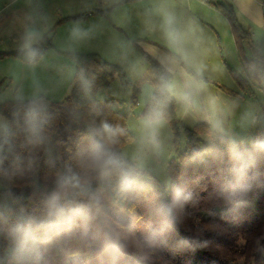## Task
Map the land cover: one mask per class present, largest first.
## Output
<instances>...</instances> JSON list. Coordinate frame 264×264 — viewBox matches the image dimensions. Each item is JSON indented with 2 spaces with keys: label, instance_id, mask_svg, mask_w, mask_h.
<instances>
[{
  "label": "clouds",
  "instance_id": "obj_1",
  "mask_svg": "<svg viewBox=\"0 0 264 264\" xmlns=\"http://www.w3.org/2000/svg\"><path fill=\"white\" fill-rule=\"evenodd\" d=\"M161 18V33L169 55L162 60V71L155 85L145 90L146 111L140 118L141 138L132 153L119 147L122 128L102 121L88 129L87 143L81 146L74 163L57 170L50 189L41 197L39 209L29 211L12 203L0 207V264H122L129 250L135 203L153 192L150 157L163 149L161 130L168 123L167 106L175 101L185 115L201 110L200 96L207 88L206 66L189 48L188 31L182 28L169 0H155ZM253 0H238L242 15L251 10ZM256 22L264 16L256 14ZM88 36L79 25L69 33L72 42ZM42 35L28 27L19 51L29 66L42 58ZM22 116L0 118V179L11 181L23 174L19 163L6 167L4 161L14 154V139L22 134L29 144H42L51 121L44 96L36 92L30 98H16ZM210 144L204 154H224L228 158L227 187L231 197L243 199L251 187L256 158L264 154V140L242 147L225 131L217 115L219 100L209 96ZM19 158L17 157V161ZM191 199V193L177 187L171 200H157L154 215L159 225H149L144 246L159 242L163 232L175 221L177 211Z\"/></svg>",
  "mask_w": 264,
  "mask_h": 264
},
{
  "label": "trees",
  "instance_id": "obj_2",
  "mask_svg": "<svg viewBox=\"0 0 264 264\" xmlns=\"http://www.w3.org/2000/svg\"><path fill=\"white\" fill-rule=\"evenodd\" d=\"M217 8L227 19L237 50L239 48L245 77L226 66L228 72L240 87L247 85L249 80L264 81V53L252 48L251 57L242 55L240 44H250V32L239 24L231 5L218 3ZM88 15L89 12H83L63 19H81ZM39 48L42 56L53 48L51 35H43ZM137 49L147 64L144 80L155 85L162 65L138 46ZM66 55L75 68L70 91L59 101L43 95L51 114L44 143L29 144L22 134L15 137L14 154L9 155L4 164L12 167L19 163L23 174L11 181L0 179V207L11 204L12 197L17 201L13 207L23 206L29 211H37L42 194L53 184L56 171L67 163H74L78 149L87 143L88 129L92 124L106 121L124 129L125 135L119 145L121 150L133 140L126 115L115 108L112 98L96 97V92L107 88L115 75L123 86H132L122 69L95 52ZM4 57L25 62L19 50L0 51V59ZM211 83L226 95L240 96L224 85ZM133 93L130 107L136 105L139 89L133 87ZM124 105V101L117 102L118 107ZM145 111L146 105L141 115ZM167 113L176 148L179 120L175 101L168 104ZM0 115L9 120L22 116L16 98L0 102ZM209 132L208 124L203 122L184 127V149L180 152L175 149L176 157L166 167L170 186L166 188L153 175V192L137 201L132 209L133 228L128 254L122 264H264V154L257 155L252 172L254 178L246 196L234 199L227 187L231 177L226 170V153H203L210 144L203 137ZM257 140H264V135L256 137L249 145L243 141L237 143L250 147ZM177 187L190 192L191 199L177 211L174 223L163 232L159 242L151 247L144 246L148 226L160 223L154 215L156 201L171 200ZM4 244L0 240V252Z\"/></svg>",
  "mask_w": 264,
  "mask_h": 264
},
{
  "label": "rangeland",
  "instance_id": "obj_3",
  "mask_svg": "<svg viewBox=\"0 0 264 264\" xmlns=\"http://www.w3.org/2000/svg\"><path fill=\"white\" fill-rule=\"evenodd\" d=\"M214 6L217 7L218 4L214 3ZM15 7L16 5L12 6L11 9H3L0 12V51L19 50L21 38L28 27L39 30L42 37L45 34L51 35L53 48L49 49L35 66H29L25 62L12 57L0 59V102L17 98L20 95L30 98L36 92L62 94L63 89L69 85L70 81H73L75 71L73 62L66 54L95 52L103 60L118 65L132 84V86H123L115 75L107 88L96 92V97L102 99L112 98L115 108L126 115L127 128L132 134L133 140L125 144L122 151L134 152L141 138L140 118L146 105L145 90L150 85L149 82L144 80L147 64L138 49L131 47L130 54L125 51L123 42H125L126 37L123 34L119 36L122 42L120 45L116 42L117 38L114 34L105 31L95 33L94 30L96 31V29H93L86 21L63 19L65 18L63 14L65 12L62 5L55 0L47 4L46 10L42 14L26 13L20 10V6L16 10ZM146 8L151 13L154 12L156 10L155 0L147 1ZM76 25L86 29L88 36L81 41L72 42L69 39V33ZM152 26L153 23L149 22L145 31L153 30L154 32L155 27ZM225 27L227 28V25ZM221 35L222 42L220 41L217 48L220 53H217H219L222 64L219 63V70L213 74L211 79L230 88L240 96H227L214 89L211 83H207V88L203 93L204 102L208 108V97L218 98L217 115L223 120L226 133L236 141H243L249 145L253 139L264 135V81L249 80L247 85L245 84L242 87L237 84L226 66L245 77L241 56L238 53L239 48L238 50L235 48L236 45L234 46L230 41L231 39H229V43H226L223 32H221ZM217 37L216 35L215 38ZM262 43V39L251 37L250 44L248 42L240 44L241 54L245 57H251L252 48L264 53ZM133 87L138 88L139 93L136 105L130 107L129 100L134 94ZM208 91H214L216 94H210ZM119 101H124L125 105L118 107L117 102ZM208 112L211 114L209 108ZM177 114L181 118L178 124L177 147L174 148L175 136L171 125L167 123L160 134L163 145L162 152L158 157H150L153 175L166 188L170 186L166 169L167 163L176 157L175 149L178 152L184 149V127H192L198 121L192 114L185 115L179 105ZM0 118L5 117L0 115ZM203 139L210 141L209 134L204 136Z\"/></svg>",
  "mask_w": 264,
  "mask_h": 264
},
{
  "label": "crops",
  "instance_id": "obj_4",
  "mask_svg": "<svg viewBox=\"0 0 264 264\" xmlns=\"http://www.w3.org/2000/svg\"><path fill=\"white\" fill-rule=\"evenodd\" d=\"M51 1L54 0H0V12L3 9H11L12 6L16 5L14 8L15 10L18 6H20V10L23 12L42 14L46 10L47 4ZM55 1L62 5L65 12L63 13L65 18L78 15L83 12H89V15L79 19V22L86 21L89 23L93 29H96V31L94 30L95 33L98 31H105L107 33L114 34L115 38H117L116 42L120 45L122 42L119 36L120 34H123L126 37L125 42H123L125 51L129 54L131 47L135 49L138 46L156 59L161 65L162 60L169 55L161 33V18L156 10L151 13L149 9L146 8L147 1L149 0ZM214 3L231 5L239 24L250 32L251 37L262 39V44L264 45V23L256 22L257 13L264 16V0H253L250 12L244 15H242L239 10L238 0H169V7L175 12L180 26L188 31L189 48L192 54L197 60L203 62L206 66L205 78L209 79V82L207 83H218L211 78L213 74L218 72V65L221 63V59L219 58L220 51L217 49L220 41L222 42L221 32L224 33L225 42L229 43V39H231L230 41L235 46L228 21L220 10L214 6ZM149 22L153 23L152 27H155L154 32L153 30L145 31ZM225 25H227L228 29ZM216 35L219 37H217L218 40L215 38ZM146 69L147 67L145 68V71ZM71 84L72 82L70 81L69 85L63 89L62 94H54L51 92L50 94L42 95L51 100H62L69 93ZM213 87L217 91H220L216 86L213 85ZM208 92L210 94H216L214 91ZM203 93L200 96L201 110L192 114V116L198 120L194 124L203 122L209 126L210 114L205 105ZM177 113L178 104L176 103V114ZM181 116L183 117V114ZM178 120L180 123L181 118H179V116Z\"/></svg>",
  "mask_w": 264,
  "mask_h": 264
}]
</instances>
